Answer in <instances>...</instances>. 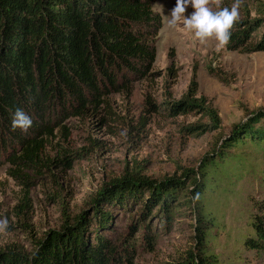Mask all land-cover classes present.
<instances>
[{"label": "rangeland", "instance_id": "374dc122", "mask_svg": "<svg viewBox=\"0 0 264 264\" xmlns=\"http://www.w3.org/2000/svg\"><path fill=\"white\" fill-rule=\"evenodd\" d=\"M257 1L242 0L239 20L256 17ZM233 2L221 0L219 7L230 8ZM175 4H151L161 26L147 76L105 97L102 110L61 121L66 139L61 126L53 132L42 159L62 161L64 151L68 166L55 161L25 173L28 180L22 185L19 178L7 176L9 166L0 157V218L9 221L7 235L0 234V251L27 254L34 241L59 230L65 219L90 218L98 195L118 178L155 185L173 179L180 182L166 199L164 213L152 203L146 214L142 202L148 199L147 189L140 201L126 200L121 207L100 203L111 215V227L101 233L121 248L130 244L132 264H167L195 250L194 225L203 209L209 217L202 251L213 255L217 264H264V237L250 228L254 219H264V146L247 143L238 153L225 144L236 133L234 127L264 131V50L230 51L214 38L201 42L182 25L167 27ZM210 7L219 10L215 4ZM193 11L189 5L185 16ZM260 31L253 32V38ZM191 81L195 92L187 99L202 109L172 114L170 107L186 97ZM205 107L215 112L218 123L210 121ZM197 126L204 128H187ZM205 164L215 173L194 205L196 192L190 183L202 178ZM245 238L257 239L261 248H245Z\"/></svg>", "mask_w": 264, "mask_h": 264}, {"label": "trees", "instance_id": "16d2710c", "mask_svg": "<svg viewBox=\"0 0 264 264\" xmlns=\"http://www.w3.org/2000/svg\"><path fill=\"white\" fill-rule=\"evenodd\" d=\"M155 1L0 0V157L9 166L7 176L19 178L25 185V173L39 171L55 161L68 166L63 149V162L42 159L60 122L71 116L83 117L88 110H102L105 97L147 76L161 26L159 15L151 9ZM254 14L253 19L237 22L228 50L246 54L264 50V0L257 1ZM258 29L259 37L253 38L252 33ZM167 56L174 58L172 50ZM194 92L195 83L191 81L186 97L170 107V112L180 115L192 107L202 109L187 99ZM16 108H22L33 120L26 133L12 128ZM204 109L210 121L218 123L215 112ZM60 130L66 139L67 129L61 126ZM233 131L236 133L225 143L227 149L241 153L247 143L264 146V131L246 126L238 130L234 127ZM210 169L205 164L200 168L202 178L191 181L196 193L202 189L198 193L203 194L204 186L210 184L215 173ZM179 182L171 179L155 185L138 178H118L98 195L90 218L65 219L59 230H50L34 241L27 254L0 251V264H132V246L121 248L101 233L111 227V215L100 203L121 207L126 200L140 201L143 189H147L148 199L142 202L146 214L152 203L164 213L166 201ZM208 217L207 211L201 210L194 225L195 250L191 248L167 264H217L213 255L202 251ZM250 228L255 236L264 237V219H254ZM243 244L247 249L261 248L257 239L245 238Z\"/></svg>", "mask_w": 264, "mask_h": 264}, {"label": "clouds", "instance_id": "9594fccd", "mask_svg": "<svg viewBox=\"0 0 264 264\" xmlns=\"http://www.w3.org/2000/svg\"><path fill=\"white\" fill-rule=\"evenodd\" d=\"M215 4L218 11L210 7ZM221 0H176L170 16H167V27L175 29L182 25L187 31L194 32L195 37L204 42L215 39L220 47H226L231 40L232 29L240 19L242 0H234L231 7L220 8ZM194 9L190 16H185L188 6ZM11 125L13 130L28 132L33 125L32 118L22 109L16 108ZM200 199V193H195L193 204ZM9 221L7 217L0 218V234L7 235Z\"/></svg>", "mask_w": 264, "mask_h": 264}]
</instances>
